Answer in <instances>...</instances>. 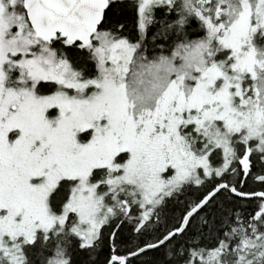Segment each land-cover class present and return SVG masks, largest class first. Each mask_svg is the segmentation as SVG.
<instances>
[{
	"label": "snow or ice",
	"instance_id": "6c2138e0",
	"mask_svg": "<svg viewBox=\"0 0 264 264\" xmlns=\"http://www.w3.org/2000/svg\"><path fill=\"white\" fill-rule=\"evenodd\" d=\"M0 264H264V0H0Z\"/></svg>",
	"mask_w": 264,
	"mask_h": 264
}]
</instances>
